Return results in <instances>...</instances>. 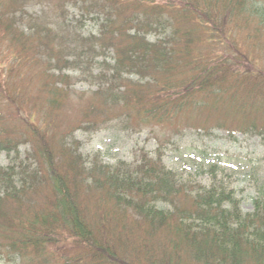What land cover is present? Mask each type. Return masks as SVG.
Returning a JSON list of instances; mask_svg holds the SVG:
<instances>
[{"label":"trees","instance_id":"1","mask_svg":"<svg viewBox=\"0 0 264 264\" xmlns=\"http://www.w3.org/2000/svg\"><path fill=\"white\" fill-rule=\"evenodd\" d=\"M87 93L77 125L59 114ZM263 115L264 0H0V157L19 159L0 164V261L264 264V192L245 211L217 176L182 178L163 158L170 135L116 164L76 137L107 124L168 126L169 141L264 134Z\"/></svg>","mask_w":264,"mask_h":264},{"label":"rangeland","instance_id":"2","mask_svg":"<svg viewBox=\"0 0 264 264\" xmlns=\"http://www.w3.org/2000/svg\"><path fill=\"white\" fill-rule=\"evenodd\" d=\"M39 9L40 7L34 8ZM72 14L77 16L76 10L73 9ZM76 21L74 19L75 23ZM81 27L87 33L96 32L98 29L94 21H87ZM246 43L248 42L243 44ZM74 87L80 92L94 88L83 82ZM89 95L90 93H87L84 99L77 96L76 100L70 102L59 114L77 125L85 116L86 106L92 99H87ZM222 116L224 120L227 119L231 128L235 129L242 123V117L238 114L226 117L227 114L222 113ZM258 123L264 126V115L258 119ZM112 126L107 124L91 130L82 128L76 132L77 139L82 143L80 151L84 157L99 153L106 163H132L143 151L155 154L159 148L158 137L170 135L163 138L166 142L163 158L166 165L182 178L195 184H209L213 177L217 176L235 189L245 211H252L253 198L264 192V134L258 131L230 134L222 127H214L210 131L185 129L183 134L176 135L169 141L173 136V128L168 126L154 127L152 132L150 127L140 130ZM26 149L22 147L21 153L24 154ZM20 159L23 158L20 156ZM18 161L17 155L2 154L0 157V164L4 166ZM0 264L12 263L0 261Z\"/></svg>","mask_w":264,"mask_h":264}]
</instances>
